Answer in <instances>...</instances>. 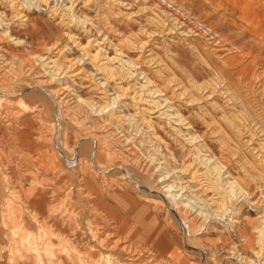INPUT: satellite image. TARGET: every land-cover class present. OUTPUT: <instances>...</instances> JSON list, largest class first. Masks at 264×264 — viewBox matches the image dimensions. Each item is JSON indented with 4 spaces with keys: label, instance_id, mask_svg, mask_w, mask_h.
Here are the masks:
<instances>
[{
    "label": "rangeland",
    "instance_id": "374dc122",
    "mask_svg": "<svg viewBox=\"0 0 264 264\" xmlns=\"http://www.w3.org/2000/svg\"><path fill=\"white\" fill-rule=\"evenodd\" d=\"M159 1L0 0V264H18L8 254L21 243L39 246L43 264L70 262L69 255L78 264L75 250L84 251L78 238L59 241L36 228L21 203L23 192H11V181L26 190L39 171L50 179L64 167L73 177L71 167L54 156L58 97L63 148L76 137L96 134L102 150L120 155L116 162L145 160L156 171L149 195L133 194L120 170L96 178L109 202L124 198V189L136 197L139 212L133 222L139 231L149 229L158 241L170 244L165 258L174 264L176 256L180 264H240L239 254L261 264L264 19L259 12L264 13V0ZM173 4L189 12L190 22L204 20L231 41L230 49L209 51L186 24L173 20ZM249 8L245 18L242 9ZM27 165L34 172L25 179L21 170ZM126 168L133 175V168ZM70 182L66 192L74 191ZM159 188L163 199L153 194ZM84 200L74 196L64 206L85 213L73 222L78 219L86 230L85 216L92 211ZM175 200L192 208L186 227L166 216ZM214 209L215 215L207 212ZM192 213L205 217L206 225L191 219ZM236 216L242 221L232 224ZM7 222L16 225L12 238Z\"/></svg>",
    "mask_w": 264,
    "mask_h": 264
},
{
    "label": "bare ground",
    "instance_id": "6f19581e",
    "mask_svg": "<svg viewBox=\"0 0 264 264\" xmlns=\"http://www.w3.org/2000/svg\"><path fill=\"white\" fill-rule=\"evenodd\" d=\"M161 1H165V0H160L159 2L161 3ZM23 3H26V2L22 1V4ZM162 6L166 11L169 10L168 6H165V5H162ZM174 6H175V8H174L175 11L170 12V15L173 17V20H176L182 24H186V26L189 27V30H190L189 32H194L196 34L195 36L200 37L203 41V45H205V47H207V49L209 51L210 50L211 51H219L222 53L223 51L230 49V44H232L231 41H226V38H224V36L222 34H220L218 31H216L214 28H212L210 25H208L204 20H200V21L193 20L190 22L189 21L190 20L189 12L182 11L178 5H174ZM243 9H244V7H243ZM243 9H242L241 13H243L244 17L245 18L250 17L249 14L251 15V11H252L251 8H249L248 10H243ZM245 9H247V8H245ZM177 11H179L180 13H183V14L180 15L179 13H177ZM16 13L19 14L20 16H23V14L20 12H16ZM259 13H260L261 17L264 19V13L262 11H260ZM236 15H237V13H236ZM191 19H192V17H191ZM254 21H256V20H254ZM239 22H242V21H239ZM245 27L248 28V26H245ZM254 27H256V26H254ZM228 38L230 39V37H228ZM200 48H201V46H200ZM200 55L202 57H205L206 54L200 49ZM207 56H209V55H207ZM70 65H71V63L66 68H70L71 67ZM255 75H256V73H255ZM214 77H216V76H214ZM226 83H224V84H226ZM221 84H219V85H221ZM44 90L47 93H50L49 90H46V89H44ZM16 92H18V91H16ZM20 92H21V90H20ZM258 94H259V92H258ZM56 96H58V95H56ZM58 98L56 99L58 101L54 100L55 106H56L55 107L56 108L55 115L57 117V125H58V126L56 125L57 126V133H56V131H54L57 134V135L55 134V137H54V140H55L54 143L57 144V146L54 144V146H56L54 148V151H55L54 156L56 158H58L60 161H62L63 164H65V167L68 165L71 167L70 169H72V171H73L72 172L73 177L70 176L69 173H67L66 171H63L65 169L64 167H63L64 169L59 167V169H57L54 177L51 178V176H50V179L48 178L49 175H47L48 176L47 177L44 173L39 171L36 176L34 173V177H32L31 180L29 178L30 181H27L28 182L27 184H29V185H28L26 190H21V189L18 190V188H17L18 186H15L17 184H15L13 181H11L12 180L11 179L10 180L11 181L10 183L12 186L11 192L13 193V195L14 194L17 195L19 193L21 194L20 191L23 192V194H21L23 196L20 198L22 199L21 203L25 207V211H26L25 213H26L27 217L29 219L33 220L36 228H39L44 234L48 233L51 238H57L59 241L60 240H65V241L70 240V239H68L70 237V235L75 239L78 238L79 242H82L85 245L84 251L75 250V252H77L76 258H77L78 264H174L175 262L173 260H169V259L165 258V257H167V250L169 249L168 247H170V244L166 243V245H165L164 244L165 241H163V240L158 241L156 239L155 232L153 233L149 229H146L145 232L139 231L136 228V224L133 222L136 218L134 213L139 212V211H137L136 197L133 194L141 192V193H146V195L147 194L149 195V193H152L153 191L151 189L154 186V184H156V183H153L154 182L153 176H154V173L156 171L153 172L151 164L145 160L132 159L130 162H123V163L116 162L115 161L116 156L120 157V155H118L116 152H111L108 149L102 150L101 149L102 139L99 140L98 139L99 137L96 134H90L88 136H85L84 138H82L81 136L76 137V139L74 138L75 141L71 147L66 148V146H65V148H63V146H61V144H60V141H62V140H61L60 126L58 123V121H59L58 117H59V113L61 112V110L59 107L60 101ZM8 114H10V113L8 112ZM75 116L77 117V115H75ZM56 126H54V127H56ZM86 140H90V145L88 144V142ZM85 147H87V149ZM23 152H22V154H23ZM80 155L82 157L84 155H86V157H87V158L84 157V158H86V160L82 163L79 162V158H81ZM24 156L26 158H29L31 156V154H29V151L25 150ZM102 159L104 161H102ZM129 159H131V158H129ZM149 161H150V159H149ZM77 164H79L78 165L79 167L77 169H74L73 167L76 166ZM126 165L128 167L133 168L132 169L133 175H131L129 173V170L126 168ZM31 168H32V166L30 167L27 165L25 169L21 170L23 173L22 178L26 179V176H29L31 174V172H32ZM109 170H120L123 173L126 172V177L128 179H130V184L128 185V187L132 189L131 190V192H133V194L131 193L132 195L130 193L128 194L126 192V189H124V193L122 194V196L124 198L117 199V201L114 203L107 201V198L104 195L105 192L103 191V188H102L103 185H102V183L100 184L99 180L96 178V176H97L96 174L101 173L103 175L105 172H109ZM216 173L218 174V172H216ZM53 174H54V172H53ZM9 177L11 178V176H9ZM6 178H8V177H6ZM8 180H9V178H8ZM49 180H51V181H49ZM68 180H71L70 184L71 185L73 184L74 191L66 192V189L64 187H65V184L68 182ZM156 189H158V188L156 187ZM159 189H160L159 192L156 191V193H153V194H157L156 196H159L160 198L163 199L164 196L161 195L162 193L160 194L161 188H159ZM44 193H47V196H45ZM246 194L248 195L249 193H245L244 195L247 196ZM18 196H20V195H18ZM74 196H77L79 198L83 197L85 199L83 201L84 206L90 208V210L92 211L90 213L88 212L90 215L85 216L86 221H87V227H88L87 229L85 228L86 230H83L79 226L78 219L76 220L77 223L73 222V219H76L77 217L80 218L81 214L84 215L85 213L75 212L76 210H74V209L69 210L68 207H65L66 205L64 206V204H66L65 201H67V200L72 201V198ZM112 198L115 199L114 196H112ZM14 201H17V200H14ZM18 202H20V201H18ZM6 205H7V203H6ZM187 205L183 204L181 201L175 200L173 206H171V207L167 206L166 207V210H167L165 212L166 216H168L175 223V225H179V227H182V225H183L186 227V225H187L186 217H187V215L191 214V210H192V208L189 209V207ZM237 205H238V202H237ZM84 206H82V207H84ZM101 207L109 210V212H101L100 211ZM65 208H66V210H64ZM237 208H238V206H237ZM23 211H24V208H23ZM114 211H118V212H114ZM207 212H210V213L215 215V213L217 211H215V209H214V210H208ZM192 215L193 216H191V219H194L196 222H199L201 224L204 223V225H206V223L208 222V221H205L206 220L205 217H203V219L201 220V217L199 216V214H193L192 213ZM140 217H141V215H140ZM142 217H143V215H142ZM233 218H232L233 221H231L232 224L241 223V221H242L237 216L233 217ZM7 219L9 220V218H7ZM16 219H17V217H16ZM199 219H200V221H198ZM13 220H14V218L12 217V221ZM17 221H18V219H17ZM72 222L74 224H72ZM188 222H189V219H188ZM15 223H18V222H15ZM15 223L8 224V222H7L6 224H8V226L7 227L5 226L6 228H8L7 236H9L11 238L14 235L13 233H14V230L16 227ZM24 225L26 226V224H24ZM166 226H167V224H166ZM64 227H66V228H64ZM22 229H21V231H22ZM25 230H26V228H25ZM32 232H34V231H32ZM138 232H139V234H138ZM22 233L25 236L28 235L27 230L25 232L23 231ZM39 234L40 233H38V235ZM66 234L69 236H67ZM17 236H18V234H17ZM19 239H21V238H19ZM26 241H24L25 244H27L30 240L27 243H26ZM18 242H23V241L18 240ZM51 243H53V242H51ZM61 243H62V241H61ZM13 244H15V243H13ZM39 244H40V242H39ZM59 244H57V246ZM51 246L53 247V245H51ZM59 247H60V245H59ZM15 248L16 247L14 246V249ZM82 248H83V246H82ZM50 249H52V248H50ZM56 250H58V249H56ZM10 251H11V249H10ZM10 251L8 248V252H10ZM66 251H64V252L66 253ZM68 251H71V250H68ZM8 255H10V257L9 256L8 257L10 258V260L12 262L15 261L18 264H29V260H31L33 263L34 262L41 263L40 261L42 260L41 253H40V247L34 246V245H33V247H29V244H28V246L27 245L25 246L24 244L21 243V246H19V249H15V251H12V253L8 254ZM53 256H54V254H53ZM172 257L173 256H170L171 259L174 258V257L173 258ZM237 257H238V259H236V260L240 261L241 263H244V264L253 263V260L249 257L241 256L239 254L237 255ZM257 257L259 259H262V261L260 260V263L264 264V253L262 252L260 255L258 254ZM72 258H73L72 255H69L68 261H70V262H65L66 261L65 259H59L60 262H58V264H76L70 260ZM174 260H176L177 264L182 263V262H180L181 259L179 258V256L178 257L176 256V259H174ZM47 261H49V260H47ZM41 264H43V263H41ZM50 264H56V263L51 262Z\"/></svg>",
    "mask_w": 264,
    "mask_h": 264
}]
</instances>
